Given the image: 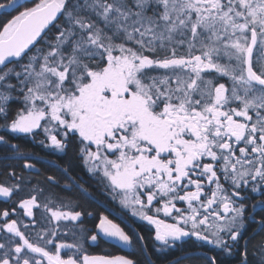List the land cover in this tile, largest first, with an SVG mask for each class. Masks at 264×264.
<instances>
[{
	"label": "snow or ice",
	"instance_id": "1",
	"mask_svg": "<svg viewBox=\"0 0 264 264\" xmlns=\"http://www.w3.org/2000/svg\"><path fill=\"white\" fill-rule=\"evenodd\" d=\"M0 264H264V0H0Z\"/></svg>",
	"mask_w": 264,
	"mask_h": 264
},
{
	"label": "trees",
	"instance_id": "2",
	"mask_svg": "<svg viewBox=\"0 0 264 264\" xmlns=\"http://www.w3.org/2000/svg\"><path fill=\"white\" fill-rule=\"evenodd\" d=\"M21 143H26V144H29V146H31V142L27 138L22 139ZM36 150L40 151L38 146L36 147ZM41 155L43 156V153H41ZM54 159L55 157H52V158L45 157L44 159L41 160V162L37 165V167L43 169L44 167L50 164L51 160H54ZM68 160H69V157H65L63 160H60L58 162L63 164L67 162ZM79 171H80L82 179L86 183L91 185L92 190L96 194V200L93 202V207L96 208L97 212H102L105 215H109V218L112 219L114 223L119 224L121 227H124L126 230L133 229L137 232H140L141 234L147 235L148 226H146L145 223L138 222L136 220H135V223H133V218L126 216L123 213V211L119 209L120 207H118V204L112 202L110 198L107 197L106 194L103 192V190L100 189L95 184L94 181L89 179L86 173H84L82 170H79ZM89 227H91V224H89ZM148 243L150 247L151 241L149 240ZM204 247L205 249H207L210 246L205 245ZM102 248L116 255H133L134 254L138 257L140 256L138 249L135 247L122 248L114 244L105 243L102 245ZM200 253L202 254V252L197 251L196 255H201ZM208 254L211 255V252H209ZM172 255L173 254L169 253V258H172Z\"/></svg>",
	"mask_w": 264,
	"mask_h": 264
},
{
	"label": "rangeland",
	"instance_id": "3",
	"mask_svg": "<svg viewBox=\"0 0 264 264\" xmlns=\"http://www.w3.org/2000/svg\"><path fill=\"white\" fill-rule=\"evenodd\" d=\"M117 204V203H116ZM118 207H120L119 205H118ZM120 210H122L121 208H119ZM134 219V218H133ZM136 221H138V222H142V221H139V220H136ZM142 223H144V222H142Z\"/></svg>",
	"mask_w": 264,
	"mask_h": 264
},
{
	"label": "flooded vegetation",
	"instance_id": "4",
	"mask_svg": "<svg viewBox=\"0 0 264 264\" xmlns=\"http://www.w3.org/2000/svg\"><path fill=\"white\" fill-rule=\"evenodd\" d=\"M201 254V253H200Z\"/></svg>",
	"mask_w": 264,
	"mask_h": 264
}]
</instances>
